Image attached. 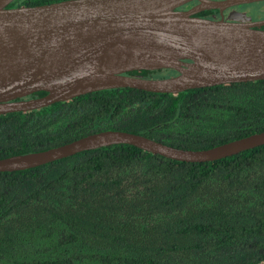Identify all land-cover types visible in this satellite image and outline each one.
<instances>
[{"label":"trees","instance_id":"1","mask_svg":"<svg viewBox=\"0 0 264 264\" xmlns=\"http://www.w3.org/2000/svg\"><path fill=\"white\" fill-rule=\"evenodd\" d=\"M58 1L13 0L8 7ZM211 12L216 11L196 15L209 17ZM239 13L241 20L250 19ZM252 20L257 18L252 15ZM161 70L166 69L127 74L161 78ZM45 94L37 91L27 97ZM104 130L194 150L262 132L264 79L177 95L130 87L101 89L30 111L3 113L0 159ZM263 261L264 144L205 162L113 144L0 172V264Z\"/></svg>","mask_w":264,"mask_h":264},{"label":"water","instance_id":"2","mask_svg":"<svg viewBox=\"0 0 264 264\" xmlns=\"http://www.w3.org/2000/svg\"><path fill=\"white\" fill-rule=\"evenodd\" d=\"M0 0V114L30 111L109 88L178 93L264 79V18L224 19L229 6L264 0H61L8 7ZM218 10L220 17H200ZM239 16L232 13L229 18ZM172 69L144 78L133 70ZM37 91L40 97L27 98ZM129 144L185 162L224 158L264 144V131L208 149L170 146L104 130L43 151L0 159L1 171L36 167L84 150ZM257 264H264L259 262Z\"/></svg>","mask_w":264,"mask_h":264},{"label":"rangeland","instance_id":"3","mask_svg":"<svg viewBox=\"0 0 264 264\" xmlns=\"http://www.w3.org/2000/svg\"><path fill=\"white\" fill-rule=\"evenodd\" d=\"M262 2L263 1L247 3V4H244V6L239 7L237 9L238 11L240 10V11L245 12L246 16H248L250 19H252V15H253V18L261 19V18H264V2L263 3ZM231 11H234V9H232ZM159 73L161 76H164V77L173 75V71L170 69L161 70Z\"/></svg>","mask_w":264,"mask_h":264},{"label":"flooded vegetation","instance_id":"4","mask_svg":"<svg viewBox=\"0 0 264 264\" xmlns=\"http://www.w3.org/2000/svg\"><path fill=\"white\" fill-rule=\"evenodd\" d=\"M234 6H229V7H227V8H225L224 10H223V15H224V19H226V20H234V21H249V20H247V19H244V20H241V13H239V11H237V10H235L234 8H233ZM232 9H234V11H231ZM216 12H211L210 14H209V17L211 16V15H216L217 16V18H219L220 17V12L218 11V10H215ZM238 13L239 14V16H235V17H233V18H229L230 17V15L232 14V13ZM251 21H252V19H251ZM170 70H172V69H170ZM172 71H175V70H172ZM127 74V73H126ZM175 74H177V72L175 71V73H173V75H175ZM27 98H31V97H27Z\"/></svg>","mask_w":264,"mask_h":264}]
</instances>
